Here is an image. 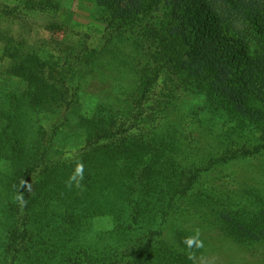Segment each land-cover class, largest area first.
<instances>
[{"label": "trees", "instance_id": "obj_1", "mask_svg": "<svg viewBox=\"0 0 264 264\" xmlns=\"http://www.w3.org/2000/svg\"><path fill=\"white\" fill-rule=\"evenodd\" d=\"M95 7L100 17L106 18L112 27L111 33L107 34L109 43L117 39L115 33L127 35L131 28H139L141 45L150 42L162 47L164 53L150 66H156V73L168 74L170 79L174 73L184 84L190 81L192 90L187 88L184 92L192 98L185 100L181 109L194 108V116L200 117L202 124L190 126L185 115L179 113L176 123H181L187 132L181 135L174 131L176 124L170 122L166 101H162L165 94L156 91V78L150 80V77H145L135 95L131 85L120 84L118 72L110 71L106 75L105 89L85 92L86 80L101 74L105 68L110 55L105 50L92 58L87 69L68 76L66 72L57 71L51 61L44 63L33 53L14 49V55H10L13 73H18L19 82L33 84V91L12 96L18 102L31 103L32 107L36 104L34 110L27 108L21 111L29 110L37 119L46 115L51 125L48 131L41 130L46 135L50 134V145L46 143L47 138L41 147L37 141L29 144L25 140L29 132L24 127L21 133L15 134L17 137L20 135L17 139L23 144L20 150L14 146L11 133L5 131L6 138L2 141L0 155H6L5 151L13 148L10 157L19 167L17 175L8 183L26 201L27 215L20 223L22 233H33L34 224L40 221L43 233L60 229L63 238L70 237L71 242L74 237L70 227L85 231L90 223H95L92 215H104L110 223L126 221L129 215H119L117 211L121 209V203L112 202V199L116 195V199L126 200L129 188L123 179L138 175L136 164L129 162L136 158L124 156L123 147L119 149L109 144L120 140L126 142L131 135L143 132L147 123L159 120V123L151 125L148 137L161 140L164 151L177 153V156H169L163 162L156 157L144 166V184L147 185L142 196L147 195L153 202H164L165 205L159 223L153 221L151 225L152 229L156 227L159 231L175 228L171 217L179 198L193 194L201 198L199 202L191 201L194 211L190 213L201 218L206 207L203 200L212 192L211 185L227 183L225 173H234L231 166L235 168L241 161L264 155V142L246 149H233L229 141L221 140L223 135L217 130V121L228 113L242 125V129L264 133V0H95ZM41 103L44 106L37 107ZM73 116L77 117V122L71 120ZM67 135L81 137L74 148L83 155L80 162L84 169L93 174L100 164L104 167L100 175L101 184H112L116 193H109L104 188H91L86 179L83 190L66 188L65 182L75 165V160L66 156L68 154L56 161L51 175L43 181L37 179L47 162L53 161L55 150L61 154L74 150L58 144ZM132 150L138 151L137 148ZM118 176L120 180L116 178ZM170 182L173 183L170 185ZM168 188L172 193L167 191ZM94 193L98 195V202L88 209ZM5 202L8 200L0 203V233H5V225H8L7 233L9 230L15 232L14 220L8 214ZM31 208L38 213L34 214ZM138 209L141 212V208ZM135 216L137 213L132 215V219ZM187 222H180L182 228ZM117 229L123 230L121 226ZM30 240L26 238L27 242ZM53 240L49 237L48 242ZM60 240L62 242V237ZM90 248H69V253L62 258L82 264V256L91 255ZM139 250L115 254V260L109 264H126L134 255H140ZM207 253L203 242L201 247L192 248L190 264H201ZM260 261H264V257H260Z\"/></svg>", "mask_w": 264, "mask_h": 264}, {"label": "rangeland", "instance_id": "obj_2", "mask_svg": "<svg viewBox=\"0 0 264 264\" xmlns=\"http://www.w3.org/2000/svg\"><path fill=\"white\" fill-rule=\"evenodd\" d=\"M105 19L100 17L95 0H0V149L7 131L14 136V146L20 150L23 144L17 139L20 135L17 137L15 134L21 133L23 127L29 132L25 138L29 144L37 141L41 147L47 138L46 143L50 145V134L46 135L41 131H48L51 127L47 116L37 119L29 110L22 112L21 109L34 110L36 104L32 107L31 103L18 102L12 96L14 93L31 94L33 91V84L29 85L28 81L19 82L16 76L18 73H13V58L10 55H14V49L33 53L32 55L44 63L51 61L57 71L66 72L68 76L87 69L92 58L105 50L110 54L107 56L105 68L101 74H95L86 80L88 82L83 87L85 92L95 93L105 89L106 75L110 71H115V74L118 72L120 84L131 85L135 95L145 77H150V80L156 78V91L165 94L162 101H166L170 122L176 124L174 131L181 135L187 132L181 123H176V115L179 113L185 115L190 126L192 124L193 127H199L202 124L200 117L194 116V108L189 110L188 106L186 110L181 109L184 101L190 100L191 97L184 92L187 88L192 90L190 81L184 84L174 73L170 79L168 74L156 73V66H150L156 57H161L164 53L162 47L150 42L141 45L139 28H131L127 35L115 33L117 39L109 43L107 34L111 33L112 27ZM42 104H37V107H43ZM71 120L77 122V117L73 116ZM154 122L159 123V120ZM154 122L147 123L143 132L131 135L126 142L120 140L109 144L110 147L116 146L119 149L123 147L124 156L136 158L135 161L129 162L136 164L138 175L123 179V183L129 188L126 200L121 197L116 199V195L115 199H112V202L121 203V209L117 212L119 215H129L127 220L110 223L109 218L104 215H92L95 223H90L85 231L70 227L74 237L71 242L70 237L63 238L60 229L43 233V223L40 221L34 224L33 233L21 232L20 223L27 215L26 201L24 196L18 190H13L8 183L19 170L10 157L14 149L6 150L7 154L4 156L0 155V203L8 200L5 207L14 220L16 229L15 232L9 230L7 233L8 225H5V233H0V264H75L67 258H62L72 247H91V255H83L82 264H109L115 260V254L122 255L138 248L141 249L140 255H134L126 264H190L191 249L186 246L185 240L197 234L208 250L201 264H264V261H260V257H264V239H261V236H264V155L241 161L235 168L231 166L234 173H225L227 183L212 184V192L203 200L206 207L201 218L191 215L194 211L191 201L199 202L201 198L195 194L188 198L182 196L179 203L175 202L177 206L173 208L171 217L175 228L167 227L163 231L156 227L151 228L153 221L159 223L165 205L164 202H153L147 195L142 196L144 186L147 185L144 184V166L149 165V161L155 160L156 157H160L163 162L169 156H177L172 148L169 149L174 153L164 151L161 140L148 137L147 132ZM241 126L228 113L223 114L222 119L217 121V130L223 135L221 140L229 141V146L233 149H246L264 142V133L254 132L249 128L242 129ZM186 128L190 129L189 126ZM233 129L239 130L232 133ZM78 139L81 137L77 135L61 138L59 145H66V148L74 150L65 154L55 150L53 161L47 162L37 179L43 181L51 175L50 171L56 161L63 159L66 154L75 160L74 164L80 162L83 155H79L74 148L78 145ZM134 148L138 151L133 152ZM74 168L75 165L72 166L73 171ZM65 170L69 171L67 168ZM103 170L104 167L100 164H97L93 174L84 169L86 183L90 184L91 188H104L109 193H116L112 184H101L100 175ZM116 178L120 180L121 177ZM168 190L172 193L171 188ZM97 198L98 195L94 193L89 200L88 209L97 204ZM138 208H141V212ZM31 211L38 213L35 208H31ZM136 213V218L132 219V215ZM185 220L188 222L186 227L182 228L180 222ZM119 226L122 227V232L118 231ZM27 237L32 240L27 242ZM49 237H53V242H48ZM143 247L145 249H142Z\"/></svg>", "mask_w": 264, "mask_h": 264}, {"label": "clouds", "instance_id": "obj_3", "mask_svg": "<svg viewBox=\"0 0 264 264\" xmlns=\"http://www.w3.org/2000/svg\"><path fill=\"white\" fill-rule=\"evenodd\" d=\"M83 181H84V166L82 162L77 161L73 173L71 174L69 179L65 182V186L69 190L73 188L83 190L84 188ZM185 244L189 249L198 248L202 246V241L199 240L197 234L192 237H188L185 240Z\"/></svg>", "mask_w": 264, "mask_h": 264}]
</instances>
